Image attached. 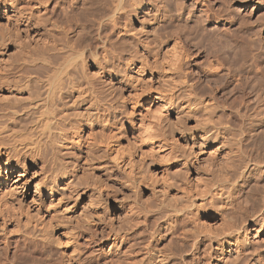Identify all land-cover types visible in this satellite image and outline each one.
Masks as SVG:
<instances>
[{
    "label": "bare ground",
    "instance_id": "1",
    "mask_svg": "<svg viewBox=\"0 0 264 264\" xmlns=\"http://www.w3.org/2000/svg\"><path fill=\"white\" fill-rule=\"evenodd\" d=\"M185 28L205 33L231 61L205 76L197 66L204 53L189 60L194 77L185 83L206 81L209 94L186 123L188 102L169 99L170 80L141 74L143 61H130L125 83L91 60L79 64L93 39L106 60L98 37L123 50L135 46L130 33L142 32L157 44L154 67L179 66L181 42L148 34ZM261 35L256 26L225 27V10L209 0H0V239L7 241L0 264H264V101L255 106ZM133 54L153 63L143 45ZM77 65L99 77V95L130 98L127 116L89 114ZM248 92L258 101H247ZM213 128L216 142H205ZM217 161L235 177L221 199L209 181ZM209 204L216 210L204 211ZM168 232L183 236L179 245H162Z\"/></svg>",
    "mask_w": 264,
    "mask_h": 264
},
{
    "label": "clouds",
    "instance_id": "2",
    "mask_svg": "<svg viewBox=\"0 0 264 264\" xmlns=\"http://www.w3.org/2000/svg\"><path fill=\"white\" fill-rule=\"evenodd\" d=\"M151 2V0H149ZM245 2V0H242ZM257 3L264 7V0H257ZM122 27V26H121ZM135 37V46L129 45L127 49L115 50L117 45L115 41L110 40L108 37L100 36L98 37L101 48L104 52L108 53V58L104 60L103 54L98 52L95 44L96 39H93V44L91 47L84 46L82 50L78 53L79 64H84L87 60H91L96 66L97 70L102 73H107L110 76H115L118 78L119 82L125 83L126 73L129 68H133V64L130 61L139 64L143 61V67L140 68L141 74H150L157 77V82L162 80H170L173 87L167 90V95L169 99H173L177 102H188L189 104V115L185 118V123L187 119L194 118L191 114L192 109L198 106V103L204 101V98L209 94V90L206 87V81H201L199 85L193 86L191 83H185V80L191 81L194 74L189 72V60H194L199 53L203 52L204 56L202 62L197 65L205 76L211 75L219 72L220 67H224L228 70L231 63L227 56H221L218 52L212 50L205 40V33H196L189 29H180L178 31H172L171 33L161 34L159 32L149 33V36L154 38H159L163 40L164 44H168L169 41L175 42L179 40L181 46L186 50L185 59L181 62L179 66L171 67L170 65H164L163 67H154L153 64L159 63L157 60V44L151 41H144L140 39L141 35L144 33H130ZM140 45H143L147 51L149 60L153 63H148L144 60L142 55H134V52H138ZM163 46V45H160ZM160 59H163V54H159ZM104 61L101 63V61ZM171 68V74L169 76L165 69ZM135 70V68H133ZM77 80V88H80V99L84 98V94L88 93V100L90 103V115H106L108 112L115 113L119 111L123 115L127 116V104L131 102L130 98L127 100L123 97L122 93L117 92L115 96L113 94H105L103 96L97 93L95 84L99 80V77L93 75L90 72H82L79 70V65L74 69ZM180 81L179 85L175 82ZM178 89V91H177ZM174 93V95H173ZM156 100H160V97H155ZM117 101L119 104L117 105ZM211 110V106H209ZM238 111V109L236 110ZM115 121L116 117L113 116ZM167 119V118H165ZM67 122V118L65 123ZM213 123L219 124L220 126H226V124L219 120L211 121ZM129 125L137 130L136 124L131 118L128 119ZM187 131L191 132V128H187ZM184 131V129H181ZM215 129L210 130L207 135L203 137L205 142L215 143L217 140L216 136H213ZM138 140L140 136L136 137ZM238 138V137H237ZM201 149L203 145L200 146ZM221 147H229L228 143H222ZM233 155H236L233 153ZM204 164L205 161H200ZM208 169H202V172H208ZM209 181L211 186L215 190L214 198L221 199L228 197L231 193V188L235 182V177L231 176L229 173L223 171V165L220 162H215L213 168L209 172ZM264 198V195H262ZM208 207L216 210L215 205H207L203 210L207 211Z\"/></svg>",
    "mask_w": 264,
    "mask_h": 264
},
{
    "label": "rangeland",
    "instance_id": "3",
    "mask_svg": "<svg viewBox=\"0 0 264 264\" xmlns=\"http://www.w3.org/2000/svg\"><path fill=\"white\" fill-rule=\"evenodd\" d=\"M174 2L175 1H177V0H173ZM208 1V0H207ZM209 2H210V6L211 7H213L214 9L216 8V9H224L225 10V27H228V28H245V26L246 27H254V26H256V28H260L261 30H262V37H261V42L264 44V7H261L258 3H257V0H245V2H242V0H209ZM223 4H225V5H223ZM174 5H175V3H174ZM173 5V6H174ZM223 6V7H222ZM220 7V8H219ZM192 8H194V10L197 8V6H193ZM173 9V11L175 10V7L174 8H172ZM197 9H201V7H199V8H197ZM242 16V17H241ZM244 19V20H243ZM242 24H241V23ZM214 24V23H213ZM246 24V25H245ZM240 25V26H239ZM244 25V26H243ZM248 25V26H247ZM210 28V27H209ZM263 40V41H262ZM261 65H259L258 64V66L260 67H264V64H262V63H264V60H261V62H259ZM262 74H264V73H262ZM262 74H259L258 75V78H257V80H258V85H257V90L259 89H261L260 91H262V92H260V93H262V94H264L263 92H264V89L262 88L263 86H264V76L262 77ZM261 76V77H260ZM262 79H260V78ZM261 80V81H260ZM260 81V82H259ZM259 90H258V92H259ZM249 91V90H248ZM259 93V95H261V97H260V101L262 102H255V100L257 99L252 93H249L248 92V97H247V101L248 100H254L253 102H255V106H257V105H263V101L264 100H262V94H260ZM228 94H229V96H228ZM227 95H225L226 97L228 96L229 98H226L225 97V99H230L231 100V94L232 93H228ZM234 94V93H233ZM232 94V96L234 97V95ZM249 94H251V95H253V96H249ZM232 97V98H233ZM250 97V98H249ZM252 97H253V99H252ZM264 99V98H263ZM230 100H228V101H230ZM250 100V101H251ZM256 101H258V99L256 100ZM252 102V101H251ZM252 102V103H253ZM258 130H261V128L260 129H258ZM258 130H256V132H258ZM254 133V132H253ZM3 169H5L6 170V167L4 166L3 167ZM8 229H11V230H13V225H8ZM252 229L253 230H251V236L252 235H254V234H256V230H254V228L252 227ZM170 233V234H169ZM178 234H180L181 235V233L180 232H177ZM253 233V234H252ZM260 234H262L261 236H262V238L264 237V229L258 234V235H260ZM175 237V234H173L172 235V232H168L167 234H165V236H164V238L162 239V245H164L165 246V243H166V247H173V246H171L172 244H174L176 241L178 242H176L175 244H178L179 245V243L181 242V238L180 237H182V239H183V236L181 235V236H179L178 238V240H177V237H175L176 239H174V237ZM171 237H173V238H171ZM87 239V237H85V238H83V240H86ZM170 239V240H169ZM173 241H172V240ZM26 240V239H25ZM174 240H176L175 242H174ZM6 238H2V240L0 239V258H1V255H2V248H3V245H5L6 244ZM174 242V243H172V242ZM5 242V243H4ZM263 242V240H261V243ZM12 243V242H11ZM137 243L138 242H136V244L134 243V247H135V251L136 250H139L140 249V247L139 246H141V243L140 244H138V246H136L137 245ZM168 243V244H167ZM172 243V244H171ZM260 243V242H259ZM171 244V245H170ZM174 244V245H175ZM12 245H13V243H12ZM139 247V248H138ZM178 248H179V246H177ZM138 248V249H137ZM174 248H175V246H174ZM99 248H97V246H94V249L93 250H98ZM140 251V250H139ZM0 262H1V259H0Z\"/></svg>",
    "mask_w": 264,
    "mask_h": 264
}]
</instances>
